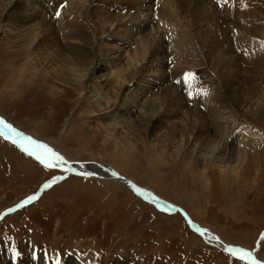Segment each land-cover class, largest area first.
<instances>
[{"label": "rangeland", "instance_id": "1", "mask_svg": "<svg viewBox=\"0 0 264 264\" xmlns=\"http://www.w3.org/2000/svg\"><path fill=\"white\" fill-rule=\"evenodd\" d=\"M189 1L180 0L164 9L172 12ZM3 24L0 22V116L25 135L48 144L69 162L89 166L79 172L83 176L70 172L74 169L69 163L49 169L18 145L0 137L3 264H8L6 260L10 258L11 264H55L56 259L65 260L63 254L74 258L76 264H246L218 244L209 243L208 237L197 231L179 210L139 196L128 187L131 181L183 209L198 227L208 229L230 245L255 250L258 258L264 259V240L260 239L264 234V75L257 72L264 69L257 67L259 61H242L236 74L202 75L193 73L194 68H173L153 76L150 87H141L149 98L146 109L156 103L151 95L155 83H163L157 94L160 101L176 93L185 94L196 107L199 105L191 107L196 113L207 109L209 117L212 110L227 111L231 119L253 130L252 170L234 169L232 179L239 177L238 183L224 196L219 185L222 179L216 173L218 167L207 164V160L197 162L192 146L179 149L168 141L170 135L164 138V147L155 146L143 130L136 132L132 128L135 135L128 140L116 137L122 130L117 125L115 128L110 118L112 111L121 109L122 102L91 98L78 81L61 82L57 75L45 71L38 70L22 83V64L30 61L33 69L45 68L38 59L34 63L31 60L32 53L25 49L28 42L17 44L16 32L8 33ZM174 48L172 66L176 67L180 60L177 50L184 49ZM238 53L236 56L241 55ZM186 73H193L187 82ZM21 83L23 86L16 93ZM201 90L208 93L207 105ZM222 94L227 98L218 99L220 105H208L216 103L211 97ZM132 109L125 108L129 114ZM161 127L152 129L166 133L171 123L160 131ZM187 137L177 136L175 141ZM91 167L94 171L109 167L116 172L111 171L110 176L84 175ZM191 170L199 173V181ZM116 173L127 178L126 183L110 178ZM53 180L51 187H43ZM203 182L212 184V188H204ZM35 194L37 199L17 207Z\"/></svg>", "mask_w": 264, "mask_h": 264}, {"label": "bare ground", "instance_id": "2", "mask_svg": "<svg viewBox=\"0 0 264 264\" xmlns=\"http://www.w3.org/2000/svg\"><path fill=\"white\" fill-rule=\"evenodd\" d=\"M177 1L180 0H0V22L4 23L8 33L16 32L17 44L28 42L25 49L32 53L31 60L38 59L45 68L37 69L34 65L36 69H33L30 61L22 64V76L19 75L22 83L38 70L45 71L57 75L61 82L78 81L91 98H107L114 104L122 102L121 109L112 111L110 118L111 124L122 130L116 137L128 140L135 135L132 128L136 132L143 130L155 146L161 144L164 147V138L168 135L170 144L179 149L192 146L196 149L197 162L207 160V164L218 167L216 173L222 179L220 190L227 196L228 189L238 183L239 177L232 179L234 169L240 172L252 170L250 136H253V130L237 119H231L227 111L215 109L208 112L209 117L207 109L196 113L191 108L196 107L195 103L185 94L176 93L160 101L157 94L163 83H155L151 95L156 103L146 109L149 98L141 87H150L153 76L163 75L173 68L185 71L194 68L193 73L202 75L236 74L242 61L248 60L259 61L257 67L264 69V0H190L184 6L173 8L172 12L165 11L167 5ZM174 46L184 49L183 52L177 50L180 60L176 67L172 66L176 56ZM236 53L241 55L236 56ZM20 55L24 56L23 53ZM7 63L13 64L12 61ZM55 63L57 66L52 67ZM102 71L105 72L101 74ZM257 72L264 75V71ZM145 76L149 80H145ZM211 98L216 103L208 105L216 107L221 104L218 99L227 97L222 94ZM203 99L207 105V95ZM125 108H133L132 114ZM136 120L140 123L136 124ZM169 122L171 129L166 133L152 129L162 125L161 131ZM177 136L188 137L175 141ZM67 161L76 172L89 167ZM95 170L91 167L89 172L95 175L107 173L108 176L116 172L109 167ZM192 175L198 181L201 178L198 172L192 171ZM110 178L120 184L127 181L117 173ZM203 183L204 188H212V184ZM129 186H133L132 181ZM136 188L143 190L141 193L149 199L158 198L152 191L141 186ZM162 199L155 202L169 209H172L170 204L175 205ZM203 235L208 237L209 243L214 242L220 248L226 249L230 245L220 238L211 239L216 235L208 229ZM3 245L0 241V257H4ZM61 257L65 259L61 260L63 264H76L74 258L64 254ZM11 261V258L6 260L8 264Z\"/></svg>", "mask_w": 264, "mask_h": 264}, {"label": "snow or ice", "instance_id": "3", "mask_svg": "<svg viewBox=\"0 0 264 264\" xmlns=\"http://www.w3.org/2000/svg\"><path fill=\"white\" fill-rule=\"evenodd\" d=\"M59 15V12L57 13ZM193 76V73H186L184 80L187 82L190 77ZM180 81H177L179 83ZM203 95H207L206 90H201ZM198 95L201 93H197ZM191 95V93H190ZM0 137H3L7 141H11L12 144L18 145L24 152H26L29 156H34L37 161L43 164L45 167L49 169L60 168L64 165L68 164V161L61 155L59 152L55 151L48 144L36 140L30 135H25L23 132L19 131L11 123H9L4 117L0 116ZM87 176H93L95 173L88 172L85 173ZM55 179H63V177H57ZM53 180L50 183H45L43 185L44 188H49L54 183ZM135 187V185H133ZM137 192H142L141 189H136ZM38 198V194L28 197L21 204L17 205V207H23L24 204L30 203L32 200ZM154 200L158 199L153 197ZM15 209H9V211H14ZM167 211V208L162 209ZM195 227V225H194ZM202 235L207 232L206 229L197 228ZM211 239L219 240V237L212 236ZM261 240H264V234H261ZM225 251H227L231 256L237 258L241 261H247L249 264H264V259H260L257 256L255 250H250L244 247H235L229 245ZM55 264H61L60 259L55 260Z\"/></svg>", "mask_w": 264, "mask_h": 264}, {"label": "water", "instance_id": "4", "mask_svg": "<svg viewBox=\"0 0 264 264\" xmlns=\"http://www.w3.org/2000/svg\"><path fill=\"white\" fill-rule=\"evenodd\" d=\"M14 127V126H13ZM64 169V168H63ZM66 170V169H65ZM70 172H72V173H74V174H78V175H81V173H79L78 171L76 172V171H70ZM134 188V190L137 192V190L136 189H138V188H136V187H133ZM137 194H139L140 196H142L143 198H145V199H147V200H150V199H148L147 197H145V195H143L142 193H140V192H137ZM151 201V200H150ZM158 202H160V201H158ZM169 204V203H168ZM168 204H166V205H168ZM171 205V204H170ZM169 205V206H170ZM172 207H174L175 209H180L179 207H176L175 205H172ZM182 212V211H181Z\"/></svg>", "mask_w": 264, "mask_h": 264}]
</instances>
